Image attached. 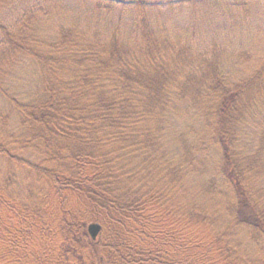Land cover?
I'll return each mask as SVG.
<instances>
[{
	"label": "trees",
	"instance_id": "1",
	"mask_svg": "<svg viewBox=\"0 0 264 264\" xmlns=\"http://www.w3.org/2000/svg\"><path fill=\"white\" fill-rule=\"evenodd\" d=\"M24 1L9 24L0 21V82L25 57L39 70L43 91L22 101L0 83L10 110L0 128V264H264V122L248 146L239 141L244 114L264 104V59L227 82L217 56L225 45L193 49L195 59L162 25L172 0ZM208 1L181 0L193 7ZM58 6L97 25L109 21L102 26L108 37L87 39L76 23L53 29L50 23L42 31L60 14ZM173 101L195 106L210 130L196 145L178 136L179 160L164 148ZM9 115L24 133L8 130ZM210 145L219 150L218 167L205 190L227 201L231 226L223 231L216 227L219 216L185 199L182 187L192 172L204 174ZM25 150H43L46 158L26 161L19 154ZM11 165L26 167L42 184L37 202L60 223L37 227L34 207L8 196ZM28 193L31 200L38 188ZM90 223L101 225L96 240ZM234 226L260 246L257 256L243 254Z\"/></svg>",
	"mask_w": 264,
	"mask_h": 264
},
{
	"label": "rangeland",
	"instance_id": "2",
	"mask_svg": "<svg viewBox=\"0 0 264 264\" xmlns=\"http://www.w3.org/2000/svg\"><path fill=\"white\" fill-rule=\"evenodd\" d=\"M24 3V0H6L0 9V21L9 24L16 11V6ZM171 3H173L172 12L160 19L163 22L162 25L167 28L168 32L170 30L171 32L174 31V37L178 36L181 44H185L190 48V55L195 59H198V56L195 54L196 52H193V49L202 52L214 44L218 45L219 48L225 45V48H222V51L217 56L220 60L222 75L227 82H234L239 80L240 77L249 75L260 64V61L264 59V0H248L244 6H236L231 3L226 6L222 3H215L214 0H209V4L202 7H193L191 3L181 2V0H172ZM63 5L61 4V6ZM116 7L119 8L118 5ZM128 9L126 8V10ZM56 11L60 14L49 18L52 19V22L43 25L41 27L42 31L45 32L44 28L48 27L50 23H53L51 25L52 29L53 26H58L57 24L71 26L76 23L74 26L79 31H83L87 39L97 37L105 40L109 35L107 30L102 28V26H107L110 23L107 20L103 25H97L92 20L87 21L85 18L72 15L60 6L56 7ZM112 18L113 20L116 19L114 15ZM97 20L101 21V18ZM126 21L129 22L128 24L132 23L131 20ZM97 23L99 22L97 21ZM127 28V31H124V37L129 38L131 36V32H129L131 28ZM49 31L50 27L46 33L48 34ZM48 37H52V35ZM39 73V70L33 66V63L28 58H19L4 76L5 85L0 83L10 95H16L22 101H33L42 96L43 85L40 81ZM9 111L7 101L0 94V128L3 127L1 117L9 114ZM166 122L164 148L173 160H179L181 156L180 145L177 143L178 136L183 134L184 137H188L192 144L196 145L206 139L210 131L207 127L205 128L195 106H191L188 101L180 103L173 101L168 110ZM263 122L264 104L261 100L244 114L240 126L241 130L239 131L240 143L249 142L251 138L256 137L257 131L255 129L256 127L260 129ZM6 126L10 131L18 130V132L23 133L26 129L23 126L22 130L20 129L13 115H9ZM36 144H40V142ZM245 144L248 146L247 143ZM202 153L199 152L203 157ZM19 154H22L26 161L31 159L40 162L46 158L43 150H41V154L34 150H25L24 152H19ZM204 155L207 158L204 165V168H207L204 174L200 176L199 173L192 172L182 181V187L186 194L185 199L192 202L193 205L205 210L209 209L219 216L216 227L219 231H223L224 228L231 226L230 217L226 212L227 201L214 198V195L209 190H205L207 181L210 180V176L215 173L218 167L219 150L215 145H210L204 150ZM11 166L15 179L10 184L11 188L8 196L13 198L15 195L21 205L28 204V208L34 207L30 216L33 213L37 227L44 222L60 223L50 213H47L45 205L44 208L46 210L42 208L43 204L38 203L40 202L39 196L43 188L42 184L38 182L39 185H36L35 178L27 171L26 167ZM198 170L196 169L195 171L197 172ZM4 172L5 161L0 157V175ZM36 188H38V193H34V197H30L31 200H28V192L33 193ZM1 215H3V212ZM5 220H7L10 227L13 226L10 224V220L7 218ZM234 228L236 232H239L238 234L243 243L241 245L243 254L249 253L252 257L257 256L260 252V246L250 240L246 230L239 226H234ZM56 234L62 236L58 232ZM97 236L98 234L94 237V240H96ZM62 249L65 250L66 246H62ZM38 251L37 249L36 252ZM81 251L80 249L79 255H81ZM250 256L247 255L248 258H251Z\"/></svg>",
	"mask_w": 264,
	"mask_h": 264
},
{
	"label": "water",
	"instance_id": "3",
	"mask_svg": "<svg viewBox=\"0 0 264 264\" xmlns=\"http://www.w3.org/2000/svg\"><path fill=\"white\" fill-rule=\"evenodd\" d=\"M101 226L100 224L98 223H90L88 226H87V230L89 232V234L94 238L97 233L99 232Z\"/></svg>",
	"mask_w": 264,
	"mask_h": 264
}]
</instances>
